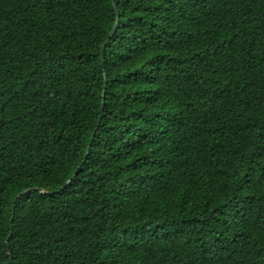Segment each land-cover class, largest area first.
Masks as SVG:
<instances>
[{
  "label": "trees",
  "instance_id": "1",
  "mask_svg": "<svg viewBox=\"0 0 264 264\" xmlns=\"http://www.w3.org/2000/svg\"><path fill=\"white\" fill-rule=\"evenodd\" d=\"M8 260L264 264V0H0Z\"/></svg>",
  "mask_w": 264,
  "mask_h": 264
},
{
  "label": "water",
  "instance_id": "2",
  "mask_svg": "<svg viewBox=\"0 0 264 264\" xmlns=\"http://www.w3.org/2000/svg\"><path fill=\"white\" fill-rule=\"evenodd\" d=\"M112 1H113V0H112ZM113 8L115 9L114 4H113ZM115 10H116V9H115ZM115 15H116V19H117L118 13H117L116 11H115ZM115 27H116V22H115V25H114V27H113V29H112L111 34L114 32ZM102 48H103V46H102ZM101 107H102V106H101ZM66 184H67V182H66ZM4 264H10V260H8V262H6V263H4Z\"/></svg>",
  "mask_w": 264,
  "mask_h": 264
}]
</instances>
